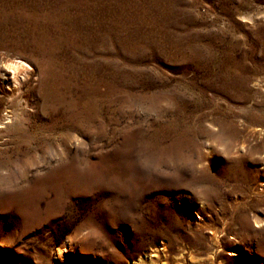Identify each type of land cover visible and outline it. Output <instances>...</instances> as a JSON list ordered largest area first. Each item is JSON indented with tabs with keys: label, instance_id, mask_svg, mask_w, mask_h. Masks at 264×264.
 I'll use <instances>...</instances> for the list:
<instances>
[{
	"label": "rangeland",
	"instance_id": "1",
	"mask_svg": "<svg viewBox=\"0 0 264 264\" xmlns=\"http://www.w3.org/2000/svg\"><path fill=\"white\" fill-rule=\"evenodd\" d=\"M0 119V264H264V0H0Z\"/></svg>",
	"mask_w": 264,
	"mask_h": 264
},
{
	"label": "bare ground",
	"instance_id": "2",
	"mask_svg": "<svg viewBox=\"0 0 264 264\" xmlns=\"http://www.w3.org/2000/svg\"><path fill=\"white\" fill-rule=\"evenodd\" d=\"M10 67V66H9ZM14 72V76L15 77H13V79H11L10 80V74L8 73V68H6V67H3V68H1V75H2V77H3V79L5 80H9V82L7 83L8 85H10V84H12V85H18V84H20V81H19V77L22 75L21 73H20V69L22 68L20 65L19 66H17L16 65V67H10ZM21 74V75H20ZM29 75V74H28ZM11 82V83H10ZM20 86H21V84H20ZM19 86V87H20ZM6 115H9V112H7V114ZM4 121H1V119H0V127L2 128L3 127V123ZM5 128H7V127H5ZM24 129V128H23ZM1 134V133H0ZM260 189H261V192H263V194H264V182H262V184H260ZM70 249V248H69ZM60 254V257L61 258H63V260L64 261H66V259L67 258H65L64 256H62V254L61 253H59ZM237 253H234L233 255H236ZM77 264H80L79 262H77Z\"/></svg>",
	"mask_w": 264,
	"mask_h": 264
}]
</instances>
